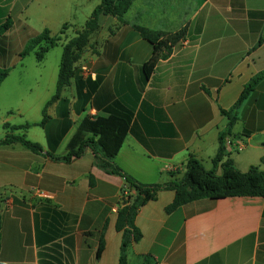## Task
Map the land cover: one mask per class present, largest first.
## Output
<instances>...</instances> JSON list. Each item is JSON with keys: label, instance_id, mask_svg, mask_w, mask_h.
<instances>
[{"label": "crops", "instance_id": "0c3cea01", "mask_svg": "<svg viewBox=\"0 0 264 264\" xmlns=\"http://www.w3.org/2000/svg\"><path fill=\"white\" fill-rule=\"evenodd\" d=\"M100 3L0 0V25L12 22L0 35V67L10 69L0 87V141L24 136L43 151L0 145V264H119L124 177L100 169L90 149L70 164L47 154L65 156L84 120L113 115L130 121L114 162L139 183H168L171 172L182 178L191 156L210 171L229 122L221 111L264 73V0H134L125 23L100 17L70 86L47 105L60 71L47 65V55L72 39L66 32L77 36ZM134 26L168 34L187 29L148 79L143 67L153 46ZM45 30L65 39L41 62L37 49L20 58ZM225 148L224 161L240 172L253 166L264 172V78ZM216 172L222 175L221 164ZM174 199V191L161 190L140 209L142 239L130 246L128 264H264L263 197L202 199L167 213Z\"/></svg>", "mask_w": 264, "mask_h": 264}, {"label": "trees", "instance_id": "16d2710c", "mask_svg": "<svg viewBox=\"0 0 264 264\" xmlns=\"http://www.w3.org/2000/svg\"><path fill=\"white\" fill-rule=\"evenodd\" d=\"M134 0H101V3L94 9L84 28L77 33V36L69 40L63 46V54L60 63V71L55 96L47 105L55 102L62 91L70 86L75 73V64L90 46V40L94 33L100 30V17L111 16L117 18L121 23H125L124 16L130 10ZM12 26V22L7 20L0 25V35L6 33ZM67 27H64V30ZM140 36L153 46V55L144 67L145 79H148L153 73L160 59H166L172 53V48L180 41L184 40L187 29H182L177 33L168 34L164 32L152 31L140 26H134ZM63 34V31L62 33ZM62 37H51L49 30L32 38L20 53V58L31 54L39 48L36 57L42 61L47 53L58 46ZM10 69L0 68V87L6 80ZM264 73L254 77L229 111L222 110L223 116L228 118V126L219 135V150L213 160L214 167L207 171L201 162L191 156L186 165V171L182 178H176V174L171 172L172 180L165 184L146 185L139 183L133 177L126 175L114 162L119 154L126 136L130 129V121L119 116H109L107 118L86 119L81 124L78 132L71 140L68 153L62 157H55L47 154L54 161L70 164L73 160L84 156L87 149L93 152L96 165L106 173L117 174L125 178L128 186V196L124 205L118 212L116 230L122 233V244L120 251L119 264H128V250L133 243L142 239V233L136 226V218L140 209L148 202L157 199V194L161 190H170L175 192L173 203L166 209L167 213L174 212L178 208L202 199H221L226 197H263L264 198V172L259 167H251L246 173L240 172L230 158L227 157L225 140L231 135L232 129L236 124L239 112L243 105L255 90L258 84L263 80ZM46 116L44 111L45 124ZM9 130H17V127H11ZM20 143L28 150L36 154H42V148L24 136L7 135L6 139L0 141V145H11ZM264 163V160H262ZM221 164L223 173L217 175V167ZM93 185V179H91ZM134 190V193H133ZM1 209V200H0ZM103 236L97 252V258H100L104 250ZM0 251H1V219H0Z\"/></svg>", "mask_w": 264, "mask_h": 264}, {"label": "rangeland", "instance_id": "374dc122", "mask_svg": "<svg viewBox=\"0 0 264 264\" xmlns=\"http://www.w3.org/2000/svg\"><path fill=\"white\" fill-rule=\"evenodd\" d=\"M89 20V19H88ZM87 20V21H88ZM86 25V23H84L82 26H85ZM66 34L67 35H69V37L68 38H73V37H75V33L73 32V31H69V32H66ZM65 39V38H64ZM64 39H62V40H64ZM60 47H57V48H55V49H53V50H51L50 51V53L47 55V57H46V63H47V65H55L56 67H58V66H60V62H61V58H62V54H63V48H61L62 46L61 45H59ZM38 49L39 48H37V50L36 51H38ZM32 58V60L33 59H35V57L32 55L31 56ZM34 61V60H33ZM1 68V67H0Z\"/></svg>", "mask_w": 264, "mask_h": 264}, {"label": "built area", "instance_id": "2783aa9c", "mask_svg": "<svg viewBox=\"0 0 264 264\" xmlns=\"http://www.w3.org/2000/svg\"><path fill=\"white\" fill-rule=\"evenodd\" d=\"M236 150L237 151H242L243 150L242 145H238L236 147ZM124 180H125V178H124ZM125 182H126V180H125ZM128 186L129 185L126 182L125 185H124V187L122 188L121 197L123 198V201H125L126 198H127V196H128ZM39 195L42 196V197H45L46 196V194H44V193H40ZM114 211L115 212H118V208H115Z\"/></svg>", "mask_w": 264, "mask_h": 264}]
</instances>
